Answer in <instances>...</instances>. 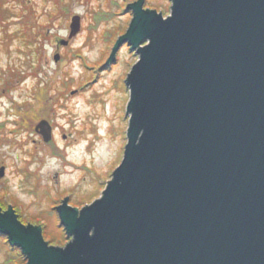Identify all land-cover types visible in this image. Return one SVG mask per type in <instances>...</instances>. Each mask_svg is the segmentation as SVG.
Here are the masks:
<instances>
[{
  "label": "water",
  "instance_id": "95a60500",
  "mask_svg": "<svg viewBox=\"0 0 264 264\" xmlns=\"http://www.w3.org/2000/svg\"><path fill=\"white\" fill-rule=\"evenodd\" d=\"M129 7L105 60L123 43L137 54L120 163L98 198L55 207L64 246L12 204L0 235L25 264H264V0ZM35 129L52 139L48 120Z\"/></svg>",
  "mask_w": 264,
  "mask_h": 264
},
{
  "label": "rangeland",
  "instance_id": "374dc122",
  "mask_svg": "<svg viewBox=\"0 0 264 264\" xmlns=\"http://www.w3.org/2000/svg\"><path fill=\"white\" fill-rule=\"evenodd\" d=\"M2 3L0 166L6 170L0 180L7 190L0 193L10 196L0 208L4 212L12 204L17 219L40 225L42 232L46 225L43 237L54 236L59 245L69 239L51 209L65 197L79 206L98 198L123 155L129 99L125 78L137 54L123 43L113 61L105 60L123 34L128 13H111L121 10L123 0ZM143 4L164 17L171 10V0ZM74 16L80 27L69 37ZM42 119L55 126L49 143L35 129ZM2 241L0 237V264H13L6 261Z\"/></svg>",
  "mask_w": 264,
  "mask_h": 264
},
{
  "label": "flooded vegetation",
  "instance_id": "af4514ba",
  "mask_svg": "<svg viewBox=\"0 0 264 264\" xmlns=\"http://www.w3.org/2000/svg\"><path fill=\"white\" fill-rule=\"evenodd\" d=\"M138 0H123V4L122 5H120L121 6V10H119L118 12H115V10H113V11H111V13L112 12H114V14H116V13H119L120 11H126L127 13H128V17H127V19H125V25H124V28H123V31L122 32H120V33H124L125 31H126V29H127V27H128V25H129V23H130V21H131V19H132V17H133V9L131 8V7H129L130 6V4H132V3H134V2H137ZM141 1V3H142V7H143V9H155V8H152V7H149V6H147V5H144L143 3H144V0H140ZM121 2H122V0H121ZM110 6H112V5H110ZM110 6H108V7H110ZM123 11V12H124ZM113 14V13H112ZM120 33H118V34H120ZM118 34H116L115 36H114V39L112 40V42H111V45H107L108 46V49L110 48L111 49V46L113 45V43H114V41H115V37H117L118 36ZM61 44V43H60ZM65 44H67V43H65ZM126 44V43H125ZM127 45V44H126ZM128 46V45H127ZM128 49H129V46H128ZM110 51V50H109ZM129 51H130V49H129ZM131 52H133V53H135V51H131ZM54 130H55V126L54 125H52V139L50 140V141H48V143L49 142H51V141H53V139H54ZM37 134L38 135H40L38 132H37ZM41 136V135H40ZM63 138H65V135H63ZM41 139H42V136H41ZM42 141L44 142V143H47V142H45L43 139H42ZM0 167H3L4 168V171H3V175L1 176L0 175V178H4V176H5V170H6V167H5V165L4 164H1V166ZM6 179V178H5ZM2 185L4 186L5 185V181L3 180V181H1L0 180V191H2L3 189H5V190H7V188L6 187H2ZM3 193V192H2ZM2 193H0V205L2 206V208L4 209V205H5V202H4V200L5 199H7V197H9L10 196V193L8 192V191H6L5 192V194H2ZM2 195V196H1ZM68 204L69 205H71V206H73V207H78V208H81L83 205H78V204H76V203H70V202H68ZM84 205L86 204V203H83ZM55 207V206H54ZM17 210H18V212H19V209H18V207L16 208ZM53 212H54V214L56 213L57 215H58V213H57V211H56V209H55V211L53 210ZM19 216H21V214H20V212H19ZM45 239V238H44ZM46 240V239H45ZM48 241V240H47ZM65 243H63V245H64ZM58 245V244H57ZM58 246H60V245H58ZM62 246V245H61Z\"/></svg>",
  "mask_w": 264,
  "mask_h": 264
},
{
  "label": "trees",
  "instance_id": "16d2710c",
  "mask_svg": "<svg viewBox=\"0 0 264 264\" xmlns=\"http://www.w3.org/2000/svg\"><path fill=\"white\" fill-rule=\"evenodd\" d=\"M2 0H0V17H1V15H2V13L4 12V9H3V7H2ZM51 214L53 215V216H56L57 217V214L55 213L54 214V212H53V210L51 209ZM37 222H42V220H38ZM43 223H45V222H43ZM45 226L46 225H44V230H43V234H45V232H47L46 231V228H45ZM62 234H63V237H64V239H65V231H64V229L62 228ZM0 237L1 238H3V241H2V244H3V246L6 248H4L5 249V253H6V261L7 262H13V264H25L26 263V258L24 257V255L21 253V250L18 248V247H16V246H10L9 244H8V241H7V239H6V236H3V235H0ZM45 238H46V240H48V242L49 243H55V244H57L56 243V238L53 236H46L45 235ZM55 241V242H54ZM65 241H62V240H60V241H58V243H59V245L60 244H63Z\"/></svg>",
  "mask_w": 264,
  "mask_h": 264
}]
</instances>
